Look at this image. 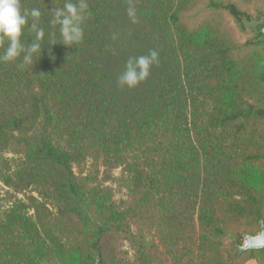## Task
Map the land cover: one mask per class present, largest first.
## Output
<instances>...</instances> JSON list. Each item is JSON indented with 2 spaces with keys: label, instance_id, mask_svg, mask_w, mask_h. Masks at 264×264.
Segmentation results:
<instances>
[{
  "label": "trees",
  "instance_id": "trees-1",
  "mask_svg": "<svg viewBox=\"0 0 264 264\" xmlns=\"http://www.w3.org/2000/svg\"><path fill=\"white\" fill-rule=\"evenodd\" d=\"M21 2L45 37L32 67L0 62V264H124V243L132 264H232L228 237L263 255L239 246L264 221V16L223 0H86L84 38L67 47L50 24L66 0ZM201 5L254 36L189 27ZM152 49L149 77L120 87L126 61ZM88 159L123 169L126 201L75 171Z\"/></svg>",
  "mask_w": 264,
  "mask_h": 264
},
{
  "label": "clouds",
  "instance_id": "clouds-1",
  "mask_svg": "<svg viewBox=\"0 0 264 264\" xmlns=\"http://www.w3.org/2000/svg\"><path fill=\"white\" fill-rule=\"evenodd\" d=\"M50 20L52 26H59L60 42L67 47L78 45L84 38L83 24L89 15L86 0H66L62 7H55ZM42 13L39 8H25L21 0H0V44L4 45L0 62L11 63L19 60L17 67H32L41 55L45 31L39 21ZM127 15L136 23V9L130 6ZM25 31L33 34L31 43L25 44L22 37ZM57 42H50L55 44ZM159 64V52L149 50L146 55L130 57L123 71L118 75L120 87H137L150 75L151 68Z\"/></svg>",
  "mask_w": 264,
  "mask_h": 264
},
{
  "label": "rangeland",
  "instance_id": "rangeland-1",
  "mask_svg": "<svg viewBox=\"0 0 264 264\" xmlns=\"http://www.w3.org/2000/svg\"><path fill=\"white\" fill-rule=\"evenodd\" d=\"M223 1L236 3L242 10L248 12L253 17L264 16V0H254L251 4H243L240 0ZM184 20L191 28L206 20L220 21L222 28L232 36L237 45H243L254 36L252 33H244L240 26L226 11L222 9H214L206 5H201L187 13L184 16ZM255 51L264 57V44L256 46ZM6 155L8 158L12 157V154ZM75 171L77 173L82 172L83 177H88L90 180L88 183L101 186V188L108 190V193L112 196V201L122 203L128 199L129 192L127 189L126 175L122 168L107 171L105 174L103 167H99L91 159H88L81 166H76ZM258 231L259 228L257 226L248 224L242 228L240 232L244 235L247 233L256 234ZM123 249L127 252L124 257V264H132L134 261V253L128 246V243H124ZM222 251L225 258H229L232 264H264V254L260 255L251 252L241 255L236 248L235 240L229 237L224 239Z\"/></svg>",
  "mask_w": 264,
  "mask_h": 264
},
{
  "label": "water",
  "instance_id": "water-1",
  "mask_svg": "<svg viewBox=\"0 0 264 264\" xmlns=\"http://www.w3.org/2000/svg\"><path fill=\"white\" fill-rule=\"evenodd\" d=\"M239 247L241 249H254L264 247V221H260V229L256 234L245 235L244 241ZM97 264H100L99 260L97 261Z\"/></svg>",
  "mask_w": 264,
  "mask_h": 264
}]
</instances>
